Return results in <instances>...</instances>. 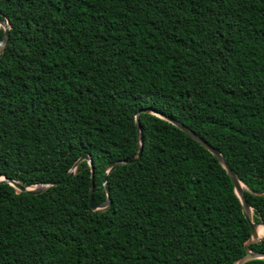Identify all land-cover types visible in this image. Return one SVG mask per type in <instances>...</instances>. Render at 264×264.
<instances>
[{"label":"trees","instance_id":"obj_1","mask_svg":"<svg viewBox=\"0 0 264 264\" xmlns=\"http://www.w3.org/2000/svg\"><path fill=\"white\" fill-rule=\"evenodd\" d=\"M0 264H235L264 223V0H0ZM4 31L0 27V41ZM244 264H264L263 259Z\"/></svg>","mask_w":264,"mask_h":264},{"label":"water","instance_id":"obj_2","mask_svg":"<svg viewBox=\"0 0 264 264\" xmlns=\"http://www.w3.org/2000/svg\"><path fill=\"white\" fill-rule=\"evenodd\" d=\"M0 27L4 31L3 38L0 41V52H1L4 49V47L6 46L7 41H8L9 27H8L7 22L2 21V20H0ZM140 113L154 114L155 112L150 110V109H142V110H139L137 112V114L135 115V126H136V130L138 132V141H139V148H138L137 155L134 158H132L131 160L115 162L113 164V166L106 172V175L103 178V182H102L103 187H104V191L106 194V200L104 202H102L100 204H96L93 201L94 173H93V167H92V160L87 155L81 156L73 165L72 169L69 172L68 177L64 181H61L58 183L38 184L35 186H31V187H22V186L16 184L13 180L6 179L4 177H2L0 179V183H5V184H9V185L13 186L14 188H16V190L19 193H24V194H28V195H38V194L45 192L51 186L67 183L68 180L73 176L76 167L81 162L86 161L88 163V165L90 166V173H91L90 186H89V206H90L91 211L102 210V209L106 208L111 203V199L109 198V187L107 185V175L109 173H112L115 169H117L121 165L132 164V163L137 162V160L141 157L143 141H142V136L140 135V126H139V114ZM167 121L170 124H172L173 126H175L176 128H178L179 130H181L182 132H184L186 135L190 136L195 142L200 144L203 148H205L219 162V164L226 171V174L229 176V178L233 184L234 191L240 200L242 214H243L245 220L248 222L250 230H251L250 237L244 245L245 249L247 250L248 245H250L251 243H257V244L262 243L264 241V236H262V237L258 236L257 226L261 225L264 227V223H254L252 221V214L250 213L251 208L249 207V204L247 203L246 198L244 196L243 185L238 180L236 174L231 170V168L228 166V164L224 161L221 154L215 148L209 146L202 138H200L199 136H197L196 134L191 132L188 128H186L181 123L177 122L176 120H174L172 118H167ZM256 259H263L264 260V254L254 253V252L247 250L246 254L241 259H239L235 264H244L247 261L256 260Z\"/></svg>","mask_w":264,"mask_h":264},{"label":"bare ground","instance_id":"obj_3","mask_svg":"<svg viewBox=\"0 0 264 264\" xmlns=\"http://www.w3.org/2000/svg\"><path fill=\"white\" fill-rule=\"evenodd\" d=\"M250 213L252 214V210H250ZM264 233V227L259 225L257 226V234L258 236H261Z\"/></svg>","mask_w":264,"mask_h":264},{"label":"rangeland","instance_id":"obj_4","mask_svg":"<svg viewBox=\"0 0 264 264\" xmlns=\"http://www.w3.org/2000/svg\"><path fill=\"white\" fill-rule=\"evenodd\" d=\"M262 236H264V233L261 236H259V237H262Z\"/></svg>","mask_w":264,"mask_h":264}]
</instances>
